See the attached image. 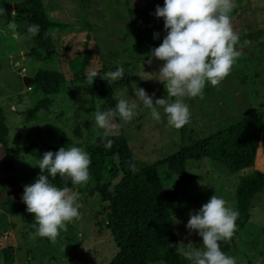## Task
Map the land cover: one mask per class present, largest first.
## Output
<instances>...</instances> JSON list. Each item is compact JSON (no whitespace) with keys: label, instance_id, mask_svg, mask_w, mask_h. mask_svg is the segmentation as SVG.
Masks as SVG:
<instances>
[{"label":"rangeland","instance_id":"obj_1","mask_svg":"<svg viewBox=\"0 0 264 264\" xmlns=\"http://www.w3.org/2000/svg\"><path fill=\"white\" fill-rule=\"evenodd\" d=\"M43 1L50 15L65 24L51 31L59 40L58 52L63 48L69 53L82 50L83 42L88 41L91 58L87 71L102 66L110 71L116 70L117 66L124 68L125 75L118 80L115 91L117 102L121 97L135 99L134 86L144 88L154 102L158 98H166L169 102L174 99L167 96L165 84L156 78L163 62L154 57L147 60L141 57L143 50L149 46L153 50L162 43L164 34H167L164 18L152 20L144 27L147 44L137 48L134 47L129 14L116 0ZM160 1L164 5V0ZM234 3L236 7L231 13L233 28L241 43L247 40L250 44L242 48V55L232 73L218 87L209 83L203 99L186 98L191 120L184 127L200 135H207L252 111L264 115V0H234ZM7 4L13 6L10 8L13 14L14 5L9 0H0V7L7 9ZM141 4L144 6L146 2L142 0ZM6 17L7 14L0 16V105L6 112L10 145H25L39 139L55 145L62 135H66L72 142L68 147L77 146L86 151L87 140L102 135L103 129L95 123L97 110L91 105L87 87L72 79L65 62L59 65V70L67 81L54 95L55 104L50 111L39 112L32 121L25 119V110L34 106L44 93L28 87L30 81L25 84L23 77L33 78L41 63L26 55L29 43L17 27H8ZM137 102L140 104V123L136 122V117L131 122L121 123L134 157L140 162L152 163L177 149L176 140L182 128L167 125L162 107L157 106L162 116V121L157 122L151 118L150 110L144 108L142 102ZM3 155L0 141V158ZM32 167L33 158L25 154L14 157L11 170L8 163L0 162L1 177L5 181L11 180L12 183H5L18 201H22L24 189L14 193L13 187L25 188L28 182H32ZM187 167L189 175L197 180L184 186L179 184L176 175H170L166 166H160L159 172L166 187L187 194V201L174 214V228L182 245L185 248L202 247V238L195 232L190 234L186 227L190 213L198 211L214 194L234 208L235 189L241 177L255 169L264 172V142L258 148L255 166L239 172H231L207 158L189 161ZM93 184L91 176L86 186L74 185L72 188L79 194L81 218L68 224L67 231L62 230L55 243L38 236L33 239L31 234L34 232L19 216L6 209L0 199V247H13V264H107L117 252V245L100 214L102 205L99 195L93 193ZM250 211V220L234 242L231 256L236 258L237 264H264V190L253 199ZM97 215L101 225L97 222Z\"/></svg>","mask_w":264,"mask_h":264},{"label":"trees","instance_id":"obj_2","mask_svg":"<svg viewBox=\"0 0 264 264\" xmlns=\"http://www.w3.org/2000/svg\"><path fill=\"white\" fill-rule=\"evenodd\" d=\"M129 14V20L134 35V47L141 48L147 44V34L144 27L156 16L157 5L163 6L160 0H116ZM13 6L7 4V9ZM7 11L6 22L14 23L18 32L29 43L27 56L41 63L28 83V87L41 91L44 96L32 107L25 110V119L32 121L41 111H50L55 104V94L61 89V84L67 81L65 74L59 70L63 62L74 81L87 87L93 108L100 111L114 109L117 101L116 87L119 81L109 83L101 76L111 69L102 66L97 70V76L90 85L86 74L90 64L91 49L89 42H83L82 50L69 53L62 49L57 51L58 38H54L51 31L61 28L65 24L50 15L43 0H17L14 13ZM71 25V22H67ZM39 25V34L28 38L27 29L30 25ZM167 34H164V37ZM163 42V41H162ZM241 42V40H240ZM143 59H151L152 47L143 50ZM63 56V57H62ZM56 58V59H55ZM54 61V62H53ZM53 62V63H52ZM58 65H54V64ZM52 64V65H51ZM1 69V58H0ZM117 134L107 139L113 141L112 147H105V139L100 136L87 140L86 151L91 158V176L94 181L93 193L99 195L101 202L100 214L104 216L106 228L110 231L117 245V252L107 264H149L162 262L164 264H190L178 255L177 248L184 247L175 228V211L187 201V194L176 188L166 187L159 172L160 166H166L170 175L178 177L181 186L197 180L188 173L189 161L202 158L210 159L225 166L231 172H239L255 166L258 148L264 142V115L259 111H252L242 118L218 128L207 134L200 135L192 129L182 127L179 139L176 140L177 149L152 163L140 162L132 152L131 145L119 117H115ZM140 115L136 122L140 123ZM186 132V133H185ZM188 132V133H187ZM80 134V132H78ZM9 127L5 109L0 105V141L4 155L0 162L8 163L13 168V159L19 154L30 155L33 158L31 179L34 183L41 173L38 161L46 151H58L61 147H68L71 140L62 135L58 144H48L44 140H34L25 145H10ZM130 164L139 169L135 174ZM169 177V176H168ZM51 176H49V179ZM10 181V182H8ZM1 177L0 170V199L1 203L12 214L19 216L24 225L32 227L34 214L27 212V205L17 200V196L10 194L7 183ZM57 186H65V179L56 177L50 180ZM28 182L27 185L32 184ZM67 186L73 188L71 181ZM112 189L110 191L109 189ZM22 187L14 186L13 191H21ZM264 190V172L255 169L250 174L242 176L235 189L236 205L239 217L236 221L237 231L230 242H221V248L228 255H232L234 242L250 220L251 203L256 195ZM97 222L102 224L98 215ZM41 238V237H39ZM13 247H0V264H13Z\"/></svg>","mask_w":264,"mask_h":264},{"label":"clouds","instance_id":"obj_3","mask_svg":"<svg viewBox=\"0 0 264 264\" xmlns=\"http://www.w3.org/2000/svg\"><path fill=\"white\" fill-rule=\"evenodd\" d=\"M9 3L14 5L13 0ZM235 7L234 0H164L162 7L157 5L155 14L164 18L167 35L151 55L163 62L156 78L165 84L167 96L174 99L169 102L158 98L154 102L144 88L134 86L135 99L118 98L115 108L108 111L97 108L95 123L103 129L105 147H112L113 141L107 138L117 134L115 117L128 123L140 115L137 101L150 110L154 121H162L159 106L168 126L180 129L190 123L191 111L186 98L203 99L209 83L218 87L232 73L242 48L250 44L247 40L241 43L233 28L231 13ZM6 12L5 7H0V16ZM8 27L15 29L16 26L9 23ZM39 30V25L28 26V38L38 35ZM124 75V68L117 66L102 76L97 70H91L86 78L92 85L97 76L112 83ZM91 163L89 153L77 146L43 154L38 161L41 173L34 183L25 185L22 196L27 212L34 214L33 239L38 236L55 243L60 232L67 231L68 224L81 218L79 194L67 186V181L86 186L91 179ZM130 167L134 174L139 171L135 164ZM58 175L65 179V186L50 181L49 176L54 180ZM238 217V210L230 207L224 198L212 195L198 211L190 213L186 225L190 234L195 232L202 238V247H178V255L190 264H237L235 257L222 250L221 242L232 240Z\"/></svg>","mask_w":264,"mask_h":264},{"label":"water","instance_id":"obj_4","mask_svg":"<svg viewBox=\"0 0 264 264\" xmlns=\"http://www.w3.org/2000/svg\"><path fill=\"white\" fill-rule=\"evenodd\" d=\"M32 80V78H30L29 76H24L23 77V82L25 83V84H27L29 81H31Z\"/></svg>","mask_w":264,"mask_h":264}]
</instances>
